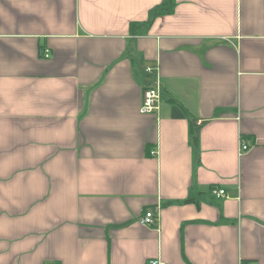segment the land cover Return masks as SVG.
Here are the masks:
<instances>
[{"label": "crops", "instance_id": "1", "mask_svg": "<svg viewBox=\"0 0 264 264\" xmlns=\"http://www.w3.org/2000/svg\"><path fill=\"white\" fill-rule=\"evenodd\" d=\"M161 1L0 0V264H264V0Z\"/></svg>", "mask_w": 264, "mask_h": 264}, {"label": "built area", "instance_id": "2", "mask_svg": "<svg viewBox=\"0 0 264 264\" xmlns=\"http://www.w3.org/2000/svg\"><path fill=\"white\" fill-rule=\"evenodd\" d=\"M44 55L47 54L44 53ZM143 71L148 75L154 76L155 81L153 84L145 85L142 89L141 103L139 106V111L142 113L157 110L159 108V103L161 99V91L157 78L156 65H146L144 66ZM247 148H248V143L243 138L240 137L238 140V153L247 150ZM150 153L155 154L156 150L152 149ZM210 193L213 197H222L225 195V190L223 188L214 186L210 188ZM158 208L159 205H157L156 211L152 209L145 210L144 213L139 218L140 223L152 224V225L156 224L158 220ZM145 264H168V263L159 257H150L146 260ZM241 264H252V263L244 262Z\"/></svg>", "mask_w": 264, "mask_h": 264}, {"label": "trees", "instance_id": "3", "mask_svg": "<svg viewBox=\"0 0 264 264\" xmlns=\"http://www.w3.org/2000/svg\"><path fill=\"white\" fill-rule=\"evenodd\" d=\"M174 3L175 0H162L160 5L152 11V14L155 16L163 12L171 11ZM132 25L135 26L136 24L132 23ZM198 133H199V126L194 122L190 121L189 129H188V138L193 149L194 157H198V151H199Z\"/></svg>", "mask_w": 264, "mask_h": 264}, {"label": "rangeland", "instance_id": "4", "mask_svg": "<svg viewBox=\"0 0 264 264\" xmlns=\"http://www.w3.org/2000/svg\"><path fill=\"white\" fill-rule=\"evenodd\" d=\"M42 55H43V54H42ZM212 187H214V186H212ZM212 187H211V188H212Z\"/></svg>", "mask_w": 264, "mask_h": 264}]
</instances>
